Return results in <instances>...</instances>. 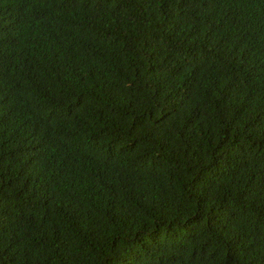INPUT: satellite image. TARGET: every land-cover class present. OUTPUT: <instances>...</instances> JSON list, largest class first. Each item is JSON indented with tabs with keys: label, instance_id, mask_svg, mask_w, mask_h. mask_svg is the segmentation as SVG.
I'll use <instances>...</instances> for the list:
<instances>
[{
	"label": "trees",
	"instance_id": "16d2710c",
	"mask_svg": "<svg viewBox=\"0 0 264 264\" xmlns=\"http://www.w3.org/2000/svg\"><path fill=\"white\" fill-rule=\"evenodd\" d=\"M0 264H264V0H0Z\"/></svg>",
	"mask_w": 264,
	"mask_h": 264
}]
</instances>
